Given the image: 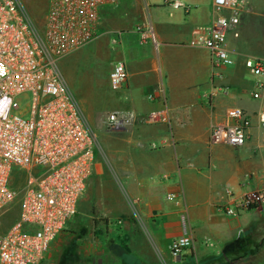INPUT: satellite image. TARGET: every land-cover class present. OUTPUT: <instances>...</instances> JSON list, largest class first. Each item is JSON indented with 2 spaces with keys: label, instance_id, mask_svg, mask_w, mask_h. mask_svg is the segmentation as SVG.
Returning <instances> with one entry per match:
<instances>
[{
  "label": "crops",
  "instance_id": "obj_1",
  "mask_svg": "<svg viewBox=\"0 0 264 264\" xmlns=\"http://www.w3.org/2000/svg\"><path fill=\"white\" fill-rule=\"evenodd\" d=\"M243 1L238 25L226 34L233 59L227 67L213 68L209 52L191 44L212 22L211 0H121L100 9L98 37L67 56L83 68L105 55L108 114L126 119L121 131L103 134L69 220L81 205L95 206L92 215L100 211L91 264H264V201L236 216L216 210L264 193V89L251 97L255 79L244 67L247 58L264 60V0ZM148 29L155 43L143 37ZM116 62L124 63L127 79L111 93ZM86 86L92 93L89 78ZM164 106L169 123L142 122ZM230 109L250 117L246 143L211 145V127ZM183 219L193 246L174 259L169 244L183 233Z\"/></svg>",
  "mask_w": 264,
  "mask_h": 264
},
{
  "label": "built area",
  "instance_id": "obj_2",
  "mask_svg": "<svg viewBox=\"0 0 264 264\" xmlns=\"http://www.w3.org/2000/svg\"><path fill=\"white\" fill-rule=\"evenodd\" d=\"M120 1L49 0L44 30L37 33L20 0H0V214L19 200L16 220L0 234V264H38L76 215L78 200L93 171L98 143L58 62L93 42L98 37L100 9L118 6ZM245 5L243 0H211L212 22L197 29L191 44L209 52L213 68L233 64L226 34L238 25ZM141 33L155 43L151 30ZM244 67L255 79L251 97L257 99L264 89V60L247 58ZM126 79L124 63H114L109 72L110 89L120 91ZM25 95L30 100L28 119L20 115ZM148 99L155 97L149 95ZM169 119L164 106L148 112L142 122L167 124ZM125 123L118 113L106 116L108 131H121ZM250 126L246 112L230 109L223 122L211 127L209 143L241 147ZM14 170L21 177L17 187L12 185ZM263 201L264 193L257 192L241 198L233 207L216 210L236 216L238 211L257 208ZM192 246L183 219V233L171 240L169 253L177 259Z\"/></svg>",
  "mask_w": 264,
  "mask_h": 264
},
{
  "label": "rangeland",
  "instance_id": "obj_3",
  "mask_svg": "<svg viewBox=\"0 0 264 264\" xmlns=\"http://www.w3.org/2000/svg\"><path fill=\"white\" fill-rule=\"evenodd\" d=\"M27 13L33 29L41 33L45 27L46 15L49 0H20ZM73 56L62 58L58 62V68L64 77L66 84L77 103L78 108L89 128L96 136L98 143V153H102V138L104 133H117L108 131L106 127V116L109 112L106 101L108 90L103 81V72L108 67V60L105 55L100 57H90L87 64L82 68ZM75 61V62H74ZM93 70V71H92ZM93 72L91 75L86 72ZM83 72V73H82ZM91 80L92 93L87 94L86 82ZM102 84H97L101 82ZM111 93L115 92L110 89ZM91 95V96H90ZM90 96V97H88ZM28 96H23L22 99ZM21 99V100H22ZM21 117H30V100L20 102ZM37 170H41L38 168ZM12 185L17 187L21 177L16 170L11 174ZM83 206V207H82ZM93 207V206H92ZM95 207V206H94ZM94 207L92 209L85 205L80 206L78 218L72 220L56 239L51 243L44 257L38 264H91L93 260L91 240L100 237L101 232L95 230L93 219H99V212ZM19 212V200L10 205L0 214V234L4 233L16 220ZM102 218V216H100Z\"/></svg>",
  "mask_w": 264,
  "mask_h": 264
}]
</instances>
